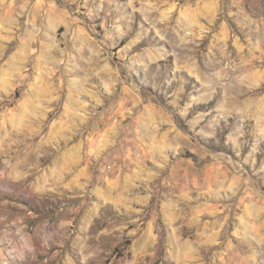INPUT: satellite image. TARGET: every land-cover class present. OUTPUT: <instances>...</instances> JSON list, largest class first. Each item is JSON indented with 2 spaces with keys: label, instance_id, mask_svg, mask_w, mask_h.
I'll return each mask as SVG.
<instances>
[{
  "label": "rangeland",
  "instance_id": "1",
  "mask_svg": "<svg viewBox=\"0 0 264 264\" xmlns=\"http://www.w3.org/2000/svg\"><path fill=\"white\" fill-rule=\"evenodd\" d=\"M0 264H264V0H0Z\"/></svg>",
  "mask_w": 264,
  "mask_h": 264
}]
</instances>
